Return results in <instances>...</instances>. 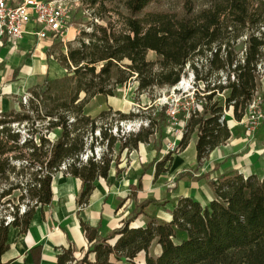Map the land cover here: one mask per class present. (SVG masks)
Returning <instances> with one entry per match:
<instances>
[{
  "label": "trees",
  "instance_id": "trees-1",
  "mask_svg": "<svg viewBox=\"0 0 264 264\" xmlns=\"http://www.w3.org/2000/svg\"><path fill=\"white\" fill-rule=\"evenodd\" d=\"M153 1L90 0L94 17L104 24L90 22L91 31L83 30L82 37L75 39L77 47L68 44L60 60L67 73L45 81L43 86L28 88L26 101L20 99L18 109L0 111V201L18 190L17 199L24 203L23 212L18 213L16 206L8 224L0 219V256L8 247L9 227L25 232L35 208L50 204L52 178L57 172L81 180L76 202L82 206L88 202L94 181L108 176L112 163H119L124 150L137 149L139 143L149 142L155 134L156 143L161 144L168 135L172 121L166 112L167 104L149 117L147 128L116 137L108 135L106 126L98 125L96 118L88 114V101L97 96H114L117 86L133 75L139 91L174 86L189 65L194 84L202 83L205 94L196 93L200 106L189 116L181 108L176 114L175 124L184 122L178 148L184 150L190 134L195 133L196 164L193 170L177 173L175 182L206 178L213 191L210 202L201 205L189 196L170 197L175 182L168 186L166 196H149L138 202L141 177L152 170L156 177L171 160L169 154L160 160L155 156L142 164L137 183L129 186L131 215L104 237L97 227L80 220L86 249L79 258L71 247L63 249L57 254L56 264H137L134 259L140 252L144 253L143 264H264V174L252 171L245 176L237 169L219 173L215 165L194 175L210 153L231 136L223 108L230 111L234 122H241L259 92L257 110L264 115V0H211L198 10L192 0H183L180 12L149 10ZM112 13L121 23L118 29L112 23ZM243 35L244 51L238 58L233 46ZM149 50L160 58L157 67L146 59ZM205 51L209 54L208 67L201 75L194 57H203ZM17 72L14 69L15 75ZM212 75L219 82L210 88L208 80ZM223 75L225 79L221 81ZM109 79H114L113 84L105 82ZM68 81H73L71 91L65 94L63 86L58 95L57 87ZM116 112L121 119L134 116ZM103 115L104 111L98 117ZM262 126L254 127L253 132L257 135ZM96 129L98 135L93 139ZM56 130L51 141L49 136ZM95 145L101 147L99 158L94 154ZM87 150L91 154L81 159ZM63 164L65 169H61ZM167 203L173 205L171 220L153 214L145 225H131L139 214H145L147 206L158 209ZM154 245L159 247L157 255L151 252ZM40 252V245L30 249L34 264H40Z\"/></svg>",
  "mask_w": 264,
  "mask_h": 264
},
{
  "label": "crops",
  "instance_id": "crops-1",
  "mask_svg": "<svg viewBox=\"0 0 264 264\" xmlns=\"http://www.w3.org/2000/svg\"><path fill=\"white\" fill-rule=\"evenodd\" d=\"M33 28H35L33 24L25 26L26 33L22 39L17 41L14 50H9L5 45L0 47V111L18 109L21 91L24 88L27 90L35 86L39 79L44 77L46 67L62 70V67L55 63L56 60L46 52L51 38L45 40L37 39L30 33ZM63 34H65L68 41H73L76 38L74 28H67ZM16 68L18 72L15 75L13 71ZM59 69L57 75L62 76L63 71L59 74ZM9 95L13 96L16 101H10L8 99ZM155 138L150 139L156 145L153 150L147 151L146 147L149 142L139 143L137 149L127 153L129 158L126 160L127 163H124L121 157L117 165L112 163L108 176L106 178L99 177L94 181V188L88 202L82 206H79L76 202L82 187L81 180L68 174H63L61 171L57 172L52 178V200L50 204L35 208L30 225L25 232H20L17 227H9L7 235L8 247L1 254L0 262L4 264H34L30 249L37 245L41 246L40 264H56L57 254L68 247H71L74 256L79 258L83 249L87 247V240L80 225V220L91 227H97L98 233L102 237L119 227L132 213L133 200L129 197V186L137 183L142 164L152 161L155 156L158 157V160L164 156L161 155L160 144L156 143ZM195 141H189L187 147L181 150L183 154H186L190 148H193V152L188 155L190 164H194L193 169L196 164ZM250 152H244L245 159L249 160L248 163H244L245 167L250 172L253 171L260 175L257 169L261 168V166L248 156ZM146 153H149V157H147ZM183 162V157L172 160V164L170 160L165 163L164 168L167 170L169 164H171L172 168H178ZM201 166L194 173L195 176L200 172H206L203 169L201 170ZM216 166L218 171L219 165ZM116 169H119V171L116 172ZM153 171L141 177L142 189L137 193L138 202L149 196L158 199L167 194L168 187L165 188L161 197L147 194V188H150L152 181L159 179L163 173L161 172L155 177ZM217 171H214V175L222 172ZM179 172L177 170L175 176ZM240 172L243 173L242 171ZM175 187L170 192V197L189 196L200 202L201 205H207L213 197L212 188L206 178L199 180L182 178L175 182ZM198 187H202V189L197 191ZM150 207H152V211L148 213L147 209ZM172 209L173 205L171 203H167L158 209L149 205L145 208V214H139L131 222V225L143 226L147 218L153 214L159 219L169 221L172 217ZM138 218H140L142 225L133 224ZM114 241L115 239L109 240V243Z\"/></svg>",
  "mask_w": 264,
  "mask_h": 264
},
{
  "label": "rangeland",
  "instance_id": "rangeland-1",
  "mask_svg": "<svg viewBox=\"0 0 264 264\" xmlns=\"http://www.w3.org/2000/svg\"><path fill=\"white\" fill-rule=\"evenodd\" d=\"M69 7V12L66 18L65 30L75 29L76 38L82 37V31L90 32L92 27L90 22L95 21L97 23L104 24V21L98 20L97 16L94 17L92 9L90 8V0H66ZM211 0H192L195 10H198L201 7H204L210 3ZM183 0H154L150 6L149 10H165V11H174L180 12ZM94 18H96L94 20ZM112 23L115 28L120 27V21L117 16L112 13ZM75 38V39H76ZM245 36L240 37L236 44H234L233 48L237 55V57H242L244 46H245ZM70 43L72 47H77V41H68L65 34H61V36L52 37L51 41L47 46V54L53 57L56 60L55 63H58L62 70L59 69V74L62 72L64 76L67 73V70L61 65V54L67 53V46ZM48 55V56H49ZM29 56V54H28ZM47 56V57H48ZM209 57L208 51H205V55L203 57H194V64L199 67V71L201 75L206 74V67H208V59ZM146 59L148 61H153L154 66H158L159 56L152 50H149L146 54ZM127 62V61H126ZM56 66V65H55ZM124 67V66H121ZM57 68V67H56ZM58 69H53L52 67H46V72L44 77L39 79L36 85H45V81L59 78L62 76H58ZM221 81L225 79V76H221L219 78ZM13 80V79H12ZM114 79L106 80L105 82L108 85L113 84ZM186 84H181L182 82ZM210 88L213 87L214 84H217L219 81L212 75L209 80ZM73 81H68L65 85H59L58 95L61 94V89L63 86L66 88L65 94H68L71 91ZM195 78L194 74L189 65L185 66L184 73L181 75L180 81L174 86H154L151 89L146 91L137 90V79L136 75L131 76L125 83L122 85H118L115 91L114 96H97L91 98L87 105L86 109L88 114L92 118H96L98 125L106 126V132L108 135L121 137L127 136L129 133H135L140 128H147L149 126V117L152 116L156 111L159 110L161 106L167 104L168 107H178L181 109L188 110L191 112L200 106V101L198 100V95H203L205 92L202 90V83L194 84ZM261 86L264 88V81H262ZM196 87L199 89V92H196ZM27 90L24 88L21 92L20 96L26 94ZM53 93H56L53 91ZM80 97H83V93L79 94ZM259 92L255 94V100L258 101ZM8 99L10 101H16L13 96L9 95ZM21 99V97H20ZM12 103V102H11ZM254 108H249L247 114L243 117L241 122L232 121L230 111L226 108H223V114L228 119L229 127L232 131V136L222 145L218 146L209 157L203 161L201 170L207 171L211 169L214 165H219L218 171H226L237 169L242 171L243 174H249L250 171L245 167V162H249L248 159H245L244 152L251 151L249 153V157L257 162L261 168L257 169L258 174H264V116L259 115L257 110ZM104 111V115L102 117H98L100 112ZM116 111H121L127 116L134 115L128 119H121L120 115ZM172 123L168 126V135L160 144L161 155L169 154L171 156V164L172 160L180 159L183 157V164L178 168H172L171 164H169L167 170L160 175L159 179H155L152 181V185L150 188H147V194H153L158 196H162L164 190L168 186H172L175 173L177 170L181 171L184 169H193L194 164H190L189 154L193 152V148H190L186 154H183L182 151L178 148V142L183 133V121L179 124H175L173 120ZM262 124V128L259 133L256 135L254 133V127H260ZM45 125V123H43ZM97 130L93 133V139L98 135ZM51 133L49 139L54 141L55 134ZM45 132V130H44ZM190 142L196 140L195 133H191ZM157 134L154 135L156 137ZM90 140V136L88 138ZM156 140V138H155ZM149 145L146 147L147 151L153 150L156 145L151 140L148 143ZM117 144L113 146V158L116 154ZM89 151V150H87ZM86 153V152H85ZM83 153L82 155H84ZM127 150H124L120 157L124 163H127L128 154ZM95 157L101 154V147L99 145H95L94 149ZM88 155H90L88 153ZM147 157H149V153H146ZM81 157V156H80ZM255 164V163H254ZM199 190L202 187L197 188ZM14 194L12 196H6L0 201V219H7V217L12 216V213L16 210V206L18 207V213L21 212L24 207V203L17 199L20 191L13 190ZM7 199H10L9 202H5ZM4 202V203H3ZM131 208V207H130ZM152 207L147 209V212H151ZM134 225H142L140 218H138L134 223ZM151 252L154 255L159 253V247L157 245L152 246ZM92 257V255H90ZM134 261L137 264L144 263V253L140 252L135 257ZM117 264H123L122 261L116 262Z\"/></svg>",
  "mask_w": 264,
  "mask_h": 264
},
{
  "label": "built area",
  "instance_id": "built-area-1",
  "mask_svg": "<svg viewBox=\"0 0 264 264\" xmlns=\"http://www.w3.org/2000/svg\"><path fill=\"white\" fill-rule=\"evenodd\" d=\"M68 12L69 7L66 0H0V47L5 45L9 50H14L17 41L22 39L26 33L27 24L34 25L35 28L30 33L39 40L61 36L66 28ZM27 96L28 93L24 94L21 100L25 102ZM249 108H254L253 111L257 110L255 99L248 105ZM178 110V107H167L166 109L168 116L174 122L177 120ZM189 114L187 110V116ZM88 153L91 154L90 151H86L84 155L82 153L80 158L86 160ZM61 169H65V164L61 166ZM11 220H13L12 216L7 217L5 224Z\"/></svg>",
  "mask_w": 264,
  "mask_h": 264
},
{
  "label": "bare ground",
  "instance_id": "bare-ground-1",
  "mask_svg": "<svg viewBox=\"0 0 264 264\" xmlns=\"http://www.w3.org/2000/svg\"><path fill=\"white\" fill-rule=\"evenodd\" d=\"M181 84L185 85L186 83L183 81Z\"/></svg>",
  "mask_w": 264,
  "mask_h": 264
}]
</instances>
